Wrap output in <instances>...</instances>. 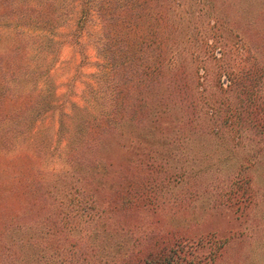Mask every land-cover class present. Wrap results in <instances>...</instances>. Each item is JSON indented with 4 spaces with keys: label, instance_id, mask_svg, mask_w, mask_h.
I'll list each match as a JSON object with an SVG mask.
<instances>
[{
    "label": "trees",
    "instance_id": "trees-1",
    "mask_svg": "<svg viewBox=\"0 0 264 264\" xmlns=\"http://www.w3.org/2000/svg\"><path fill=\"white\" fill-rule=\"evenodd\" d=\"M58 1L0 0V264H212L219 247L195 252L177 231L120 216L178 206L173 187L199 175L182 158L199 144H231L233 158L249 139L264 152V6L77 0L71 34L88 19L98 33L94 71L73 98L50 80L52 30L68 4ZM198 33L206 39L192 49ZM52 113L50 138L37 118ZM48 152L59 169L44 170Z\"/></svg>",
    "mask_w": 264,
    "mask_h": 264
},
{
    "label": "rangeland",
    "instance_id": "rangeland-1",
    "mask_svg": "<svg viewBox=\"0 0 264 264\" xmlns=\"http://www.w3.org/2000/svg\"><path fill=\"white\" fill-rule=\"evenodd\" d=\"M250 1L254 2L242 0L243 3L240 5L243 8ZM58 2L68 4L65 15L52 30V42L48 51V53L52 51L50 58L55 62L50 73L51 85L55 87L57 96L76 92L69 96L78 98L82 90L80 82L94 71L96 49L93 35H97L98 27L95 26L94 19H88L84 22L86 24H82L83 28L78 30V34L72 35L79 2L77 0ZM255 2L261 4V8L264 6V0ZM255 22L259 28H264V17L257 18ZM206 34L208 35V30ZM206 34L193 35L192 41L188 43L189 47L199 48L197 45H201L200 40L206 39ZM7 42L8 39L3 40L1 46ZM80 53L85 57L84 62L88 64L87 66H80ZM82 75L84 78H79ZM37 119V127L41 129L47 127L50 129L48 130L50 138L53 137L57 115L54 116L52 113ZM248 140L240 141L233 158H229L231 155L225 156L231 144L220 145L219 141L199 144L188 152L185 151L182 158L185 160V171L187 173L195 171L199 175L188 177L180 182L179 187H173L176 190L180 189V204L174 208L148 210L147 213L129 210L120 216V220L132 223L129 226L133 228L153 229L163 233L169 230L177 231L180 238L187 239L186 245L199 244L195 252H207L219 247L217 249L219 255L212 264H264V152L263 149H258V144ZM21 146L27 147L24 143H21ZM21 146L19 144L17 147ZM224 148L227 150L224 151ZM178 150L179 148L175 151ZM256 150L259 151L256 158L244 160L246 153L250 154ZM42 151L46 152L45 149ZM46 160L43 161L44 170L58 168V165L49 167V162L58 164L57 153L52 156L49 154ZM238 171L241 172L233 181L230 175ZM173 188L170 187V191H173ZM166 193L168 196L166 198H173L170 193ZM244 196L248 198L244 199Z\"/></svg>",
    "mask_w": 264,
    "mask_h": 264
}]
</instances>
